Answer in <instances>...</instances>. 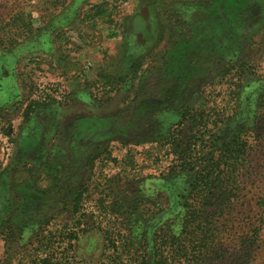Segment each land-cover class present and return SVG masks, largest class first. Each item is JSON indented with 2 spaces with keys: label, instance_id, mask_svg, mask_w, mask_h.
Segmentation results:
<instances>
[{
  "label": "rangeland",
  "instance_id": "rangeland-1",
  "mask_svg": "<svg viewBox=\"0 0 264 264\" xmlns=\"http://www.w3.org/2000/svg\"><path fill=\"white\" fill-rule=\"evenodd\" d=\"M134 20L154 27L145 47ZM135 62L141 70L128 83ZM53 89L59 102L43 108ZM262 95L264 0H0V264H33L46 253L58 260L61 249L73 264H103L111 249L98 215L134 214L135 230L148 223L152 233L186 215V198L193 209L214 205L204 264H264ZM199 106L200 123L217 126L215 173L229 171L227 143L234 157L245 150V161L230 160L235 179L210 200L190 186L205 164L172 172L166 142L174 136V149L198 156L201 116L183 113ZM103 196L117 214L101 212ZM9 224L15 238L5 245ZM52 235L64 239L61 249H35Z\"/></svg>",
  "mask_w": 264,
  "mask_h": 264
},
{
  "label": "trees",
  "instance_id": "trees-1",
  "mask_svg": "<svg viewBox=\"0 0 264 264\" xmlns=\"http://www.w3.org/2000/svg\"><path fill=\"white\" fill-rule=\"evenodd\" d=\"M120 1V0H119ZM122 1V0H121ZM99 13V12H97ZM110 20L111 23L115 21L113 18ZM133 19V18H132ZM131 19V20H132ZM148 21H142L141 23L136 22L134 20L132 22V34L139 33L143 39L141 46H146L148 43V35L150 32H153L152 29L154 27L151 23L148 25ZM165 26L160 27L163 29ZM112 36H117V33L113 32ZM134 36V35H133ZM147 56V54H146ZM141 64L139 62H135L131 66V78L127 79L132 81L138 76V72L141 70ZM235 67V66H234ZM234 67L228 68L226 72ZM177 66L173 67L171 71H176ZM140 74V73H139ZM105 78H109V75H105ZM140 77V76H139ZM141 81L143 82L141 86H144L145 77L141 76ZM142 90V89H141ZM51 94H48L42 98L40 104L43 108H48L50 106H54L59 102L60 95L59 93L53 89L50 90ZM138 94V93H137ZM59 95V97H58ZM261 108H264V95H262L258 101ZM199 108V109H198ZM202 106L197 108L190 107L187 111L183 113V117L190 113V111H197L201 116L199 120H197L196 124L199 125L195 127V131L192 134V137L199 141V152L198 156L196 152H192L189 148H183L182 146L174 149L176 145V139L174 136L167 137V144L172 146V152H175L176 159H174L173 165L171 166L172 172H176L179 174H183L188 171H194L197 164H205L203 168L198 171L191 181L190 186L193 190H196L195 193L200 194L203 193L205 197H208L210 200L211 197L222 194V189H225V181L229 179H235V175H237L238 170L234 162L238 159H245V150L242 151L241 156H238V152L236 157L233 156L234 150L231 149L230 144L232 145L233 140L226 144L227 146V155L225 159V163L229 168V171L222 173V170H219L218 173L214 172L215 168H218V165L221 163L220 160L215 157H211L212 149L211 138L213 137L212 133L217 127L215 124H211L208 128L207 123H200L202 116L204 114V110ZM31 112V111H30ZM257 112V110H256ZM239 114V113H238ZM237 115V112H235ZM223 124V123H222ZM221 124V125H222ZM228 124V123H227ZM234 126V125H233ZM203 127L202 131L201 128ZM207 135V137H206ZM218 135L214 136L216 139ZM209 143V144H208ZM181 144V143H180ZM193 146H197L195 142L192 143ZM3 148V147H2ZM208 148L209 151L204 153V150ZM195 151V150H193ZM230 160H235L231 162ZM107 196L101 197L99 199V205L101 212L104 214L111 212V214L118 213L119 208H115V204L111 201V209H107V204L105 200H107ZM79 200H81V194L77 193V196L74 198V211L78 212L79 210ZM186 198L184 201L185 206L189 211L186 212L182 218L179 215H175L173 218H167L162 223L159 224L158 227L153 229L152 233L149 232V224L147 223L145 226L138 225L140 229L135 230L137 225L135 223V216L125 217L124 215H98V228H101L104 234L106 249L110 250L111 253L109 255H105L103 259V264H204L206 262V257L209 255V250L207 249L209 246L206 242H210L213 240L214 234V223H213V215H208L211 210L209 209L211 206L214 207L213 203L209 204L207 200L206 203L203 204V208L201 205L195 206L192 208V204ZM198 204V203H197ZM207 205L209 207H207ZM117 206V205H116ZM197 209L201 210L197 212ZM210 218L212 220H210ZM137 220V219H136ZM9 221L12 222V218L10 216ZM146 222V221H145ZM11 224V223H10ZM8 226L7 230L9 232V236L6 237L4 235L3 244L7 245L12 242V236L15 235L13 231V226ZM212 224V228L210 233L204 232L205 227H210ZM80 221L77 219L75 227H79ZM78 231L71 230L67 232L68 242L67 248L72 249V240L76 239L78 236ZM35 242V249L41 250V252H45L47 249L52 250L53 253L56 252V249H61L63 247V238L57 239L54 235L51 237H41L37 238ZM248 241L249 236H246ZM211 249V248H210ZM62 250V249H61ZM60 251V257L54 259V256L48 257L46 253L44 258H37V261H32L33 264H62L64 260V264H73V259L69 260L67 256H64L67 249L64 252ZM58 256V253L55 255ZM53 258V259H52ZM178 262V263H177Z\"/></svg>",
  "mask_w": 264,
  "mask_h": 264
},
{
  "label": "crops",
  "instance_id": "crops-1",
  "mask_svg": "<svg viewBox=\"0 0 264 264\" xmlns=\"http://www.w3.org/2000/svg\"><path fill=\"white\" fill-rule=\"evenodd\" d=\"M136 34H139V33H136ZM144 43V42H143Z\"/></svg>",
  "mask_w": 264,
  "mask_h": 264
}]
</instances>
